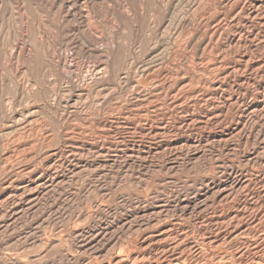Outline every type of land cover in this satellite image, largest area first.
<instances>
[{"label":"rangeland","instance_id":"374dc122","mask_svg":"<svg viewBox=\"0 0 264 264\" xmlns=\"http://www.w3.org/2000/svg\"><path fill=\"white\" fill-rule=\"evenodd\" d=\"M0 264H264V0H0Z\"/></svg>","mask_w":264,"mask_h":264}]
</instances>
